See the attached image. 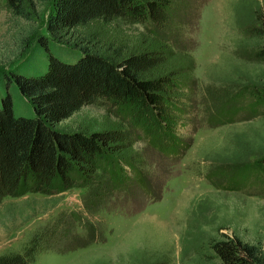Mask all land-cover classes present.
I'll list each match as a JSON object with an SVG mask.
<instances>
[{"label": "rangeland", "instance_id": "374dc122", "mask_svg": "<svg viewBox=\"0 0 264 264\" xmlns=\"http://www.w3.org/2000/svg\"><path fill=\"white\" fill-rule=\"evenodd\" d=\"M49 3L36 0L37 18L25 22L9 18L0 0L2 68L23 58L21 71L43 70L42 51L29 50L34 38L28 34L45 32ZM249 23L264 26V0H174L160 33L189 89L183 91L173 131L165 132L163 121L151 122L140 107L121 119L101 98L54 123L58 129L88 130L117 120L133 124L129 154L148 187L126 181V189L101 193L93 205L86 196L89 186L3 195L0 252L19 250L35 228L70 212L75 215L72 234L27 264H133L167 250L171 264H187L220 224L227 235L264 240V171L252 164L242 167L264 147V101L254 98L264 85V61L253 57L259 41L250 36ZM115 27L127 35L148 27L158 33L149 24L123 19ZM52 50L60 55V49ZM11 98L16 113H33L20 92L12 90ZM149 133L155 134L152 142ZM227 181L236 188L224 186Z\"/></svg>", "mask_w": 264, "mask_h": 264}, {"label": "trees", "instance_id": "16d2710c", "mask_svg": "<svg viewBox=\"0 0 264 264\" xmlns=\"http://www.w3.org/2000/svg\"><path fill=\"white\" fill-rule=\"evenodd\" d=\"M173 2L50 0L45 32L28 34L34 38L29 50L42 51L43 70L26 74L20 69L23 58L7 64V69L0 66V197L89 186L86 196L93 205L101 193L126 189V181L148 187L129 154L135 137L133 124L128 127L117 120L88 130L58 129L54 123L101 98L116 108L121 119L140 107L146 109L151 122L163 121L165 132L173 131L174 120L182 113L183 91L189 89L169 42L160 33L169 21ZM2 5L14 21L37 18L36 0H2ZM117 19L144 22L158 33L148 27L127 35L115 27ZM247 28L259 41L253 57L264 61V26L249 23ZM52 46L61 50L60 55ZM12 90L28 99L32 114L14 111ZM254 94L264 101V85ZM149 134V141H154L155 134ZM259 152V157L242 167L252 164L264 171V147ZM243 157L242 152L241 161ZM224 186L236 188L229 181ZM74 217L70 212L47 220L28 235L19 250L1 251L0 264H27L36 253L54 247L72 234ZM221 227L214 228L216 235L207 234L200 244L205 248L197 250L187 264H264L262 238L227 235ZM135 261L132 263L171 264L169 250Z\"/></svg>", "mask_w": 264, "mask_h": 264}]
</instances>
